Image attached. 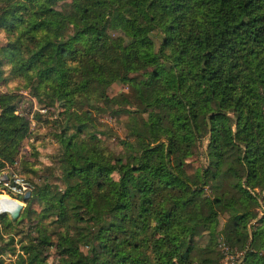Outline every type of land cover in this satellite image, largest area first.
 Listing matches in <instances>:
<instances>
[{"label": "trees", "instance_id": "1", "mask_svg": "<svg viewBox=\"0 0 264 264\" xmlns=\"http://www.w3.org/2000/svg\"><path fill=\"white\" fill-rule=\"evenodd\" d=\"M65 1L0 0V78L57 111L60 147L56 181L0 214V264H264V0ZM23 98L0 92V170L42 118ZM97 103L125 117L120 151Z\"/></svg>", "mask_w": 264, "mask_h": 264}, {"label": "rangeland", "instance_id": "2", "mask_svg": "<svg viewBox=\"0 0 264 264\" xmlns=\"http://www.w3.org/2000/svg\"><path fill=\"white\" fill-rule=\"evenodd\" d=\"M70 1L71 0H66L64 3H68ZM61 7L62 3H59L58 8ZM109 10L112 11L111 4L109 6ZM153 38L157 48L159 45L160 37L156 33L154 34ZM5 42L6 33L4 31H0V47H2ZM1 69L3 70V73L0 78V92H5L8 90L23 94L24 98L19 103V111L28 114L30 118L33 117V114L36 111L42 113L41 120H32L31 134L22 142L20 152L17 156V161L13 165H10V167L13 168V171L27 176L32 185L33 183H41L43 176H50L49 178L51 181H56L59 174L58 154L60 151V147L53 135L56 125L52 121L57 118L58 113L57 111L47 112L44 109H40V105L37 104V102L33 98H30L28 96L27 90L20 88L22 84L21 80L9 75V65L3 64L1 66ZM129 91L130 88L126 84L116 81L108 88L107 94L109 96H114L119 93H128ZM96 107H99V111H94L96 115L94 120V122H96V132L98 134L101 133L100 137L102 138V141L109 148L120 151L118 145L119 140L124 139L125 137L124 115L113 117L108 111H105L100 103H97ZM43 119H46V121H43ZM102 132H105V134H102ZM205 147L206 141H204V143L202 144L201 150L204 151L206 149ZM192 159L193 167H197L202 161H204L202 157H193ZM114 177H117V175L115 174ZM57 183H59V181H57ZM25 205L26 202L23 203V207ZM32 208L38 210L37 205H32ZM4 214L8 217L10 216L9 213ZM222 221L223 219L221 218V222ZM19 227L20 225L17 226V228ZM0 228H3V224L1 222ZM16 239H19V236H17ZM17 247L18 244H16V248ZM49 255L50 256L48 257L47 261L49 263L55 264L56 256L54 250H51ZM236 255V259L240 262L242 254L239 252ZM3 258L6 262H10L14 260L15 256L7 252L4 254ZM223 264H225L224 261Z\"/></svg>", "mask_w": 264, "mask_h": 264}, {"label": "built area", "instance_id": "3", "mask_svg": "<svg viewBox=\"0 0 264 264\" xmlns=\"http://www.w3.org/2000/svg\"><path fill=\"white\" fill-rule=\"evenodd\" d=\"M33 185L27 177L24 175L13 171V168L6 166L0 170V196H7L10 200L20 201L25 193L31 192ZM31 196V195H30ZM8 213V210H0V214ZM222 250L224 251L223 261L225 264H241L236 259V254H231L228 252V248L222 245Z\"/></svg>", "mask_w": 264, "mask_h": 264}, {"label": "water", "instance_id": "4", "mask_svg": "<svg viewBox=\"0 0 264 264\" xmlns=\"http://www.w3.org/2000/svg\"><path fill=\"white\" fill-rule=\"evenodd\" d=\"M30 195H31V192H27L23 196V200L21 201L12 200L13 202H15V208L13 210H8V213L12 219L18 218L20 211L23 207L24 200L28 199Z\"/></svg>", "mask_w": 264, "mask_h": 264}, {"label": "bare ground", "instance_id": "5", "mask_svg": "<svg viewBox=\"0 0 264 264\" xmlns=\"http://www.w3.org/2000/svg\"><path fill=\"white\" fill-rule=\"evenodd\" d=\"M1 197H3V198H7V196H0V198ZM8 199V198H7ZM10 200V199H9ZM15 208V202H13L12 200H11V202H9V204H8V208H7V210H13Z\"/></svg>", "mask_w": 264, "mask_h": 264}, {"label": "crops", "instance_id": "6", "mask_svg": "<svg viewBox=\"0 0 264 264\" xmlns=\"http://www.w3.org/2000/svg\"><path fill=\"white\" fill-rule=\"evenodd\" d=\"M23 208V207H22Z\"/></svg>", "mask_w": 264, "mask_h": 264}]
</instances>
